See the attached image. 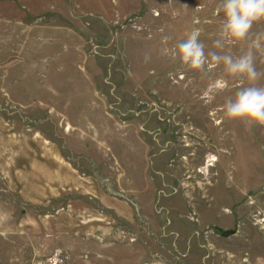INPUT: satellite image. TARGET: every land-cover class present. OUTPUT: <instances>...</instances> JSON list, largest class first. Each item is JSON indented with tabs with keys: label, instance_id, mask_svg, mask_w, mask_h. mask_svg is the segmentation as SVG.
Here are the masks:
<instances>
[{
	"label": "rangeland",
	"instance_id": "obj_1",
	"mask_svg": "<svg viewBox=\"0 0 264 264\" xmlns=\"http://www.w3.org/2000/svg\"><path fill=\"white\" fill-rule=\"evenodd\" d=\"M220 4L0 0V264H264L249 82L178 54L251 50L264 86V19L217 47Z\"/></svg>",
	"mask_w": 264,
	"mask_h": 264
},
{
	"label": "clouds",
	"instance_id": "obj_2",
	"mask_svg": "<svg viewBox=\"0 0 264 264\" xmlns=\"http://www.w3.org/2000/svg\"><path fill=\"white\" fill-rule=\"evenodd\" d=\"M224 14V23L217 47H223L222 41L242 40L249 34L252 25L264 19V0H221L220 9ZM165 39H167L165 37ZM181 61L191 69H202L222 63L226 72L236 77H244L249 86L241 87L225 101L224 114L229 119H240L264 124V86H256L261 76L254 64L251 50L233 57L230 54L210 53L211 63L205 54L204 44L198 39V33L192 32L178 43Z\"/></svg>",
	"mask_w": 264,
	"mask_h": 264
}]
</instances>
